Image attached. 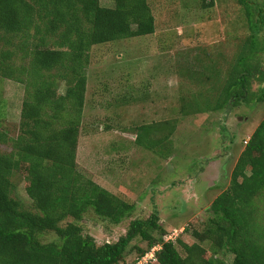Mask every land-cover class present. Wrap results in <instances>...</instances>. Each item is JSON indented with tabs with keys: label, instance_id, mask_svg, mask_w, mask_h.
<instances>
[{
	"label": "trees",
	"instance_id": "obj_1",
	"mask_svg": "<svg viewBox=\"0 0 264 264\" xmlns=\"http://www.w3.org/2000/svg\"><path fill=\"white\" fill-rule=\"evenodd\" d=\"M59 31L76 35L73 49L49 45ZM154 31L148 0H114L113 6L101 0H0V76L25 83L26 89L14 150L0 152V264H118L138 236L147 241L146 248L134 247L138 255L161 243L159 264H264V119L246 141L229 186L211 203L204 228L191 232L197 242L183 239L190 231L186 227L165 241L171 231L157 213L133 219L117 241L103 244L79 223L90 208L114 223L135 208L86 176L76 161L91 48ZM17 38L23 42L15 45ZM258 48L253 36L248 38L227 77L210 86L206 96L201 93L203 104L195 97L181 112L214 111L248 100L252 78L263 84L259 99L264 101V69L253 62ZM58 80L67 84L62 94ZM154 122L158 131L138 127L137 142L147 148L163 146L176 127L175 120ZM5 136L0 130L1 141ZM22 163L33 209L13 194L11 176ZM49 231L58 239L43 242L40 237ZM228 254H233L230 262Z\"/></svg>",
	"mask_w": 264,
	"mask_h": 264
},
{
	"label": "rangeland",
	"instance_id": "obj_2",
	"mask_svg": "<svg viewBox=\"0 0 264 264\" xmlns=\"http://www.w3.org/2000/svg\"><path fill=\"white\" fill-rule=\"evenodd\" d=\"M148 3L155 17L154 33L93 45L86 68L78 167L135 205L120 223L88 209L79 223L98 244L117 241L133 219H147L153 213L167 232L177 229L180 233L186 227L190 231L182 234L183 239L189 244L197 242L191 232L204 228L211 203L229 186L246 141L264 119V101L259 99L263 84L255 78L248 100L235 106L181 112L183 103L195 97L203 104L210 86L227 77L252 36L259 46L253 62L264 69V0ZM101 4L113 6L114 0H101ZM64 33L53 37L49 45L73 49L76 35ZM22 42L17 38L13 43ZM58 81L57 93L62 94L67 84ZM25 97V83L0 76V130L7 139L0 140L2 153L14 150ZM164 120H175L176 127L163 146L147 148L137 142L140 125H151L154 132L158 131L154 121ZM26 174L27 164L22 163L11 176L13 194L33 209ZM40 238L51 242L58 236L49 231ZM202 244L205 254H212L209 242ZM135 246L146 248L147 241L134 238L118 264H129L138 256ZM232 259L233 254L226 256L228 262ZM152 263L159 264L157 260Z\"/></svg>",
	"mask_w": 264,
	"mask_h": 264
},
{
	"label": "built area",
	"instance_id": "obj_3",
	"mask_svg": "<svg viewBox=\"0 0 264 264\" xmlns=\"http://www.w3.org/2000/svg\"><path fill=\"white\" fill-rule=\"evenodd\" d=\"M182 229L181 231H183ZM180 231V232H181ZM179 231L175 229L173 232L165 235V241L175 239ZM161 249V243H158L151 247L148 251H146L143 255H138L134 260H132L129 264H153L152 262L157 260V251Z\"/></svg>",
	"mask_w": 264,
	"mask_h": 264
}]
</instances>
